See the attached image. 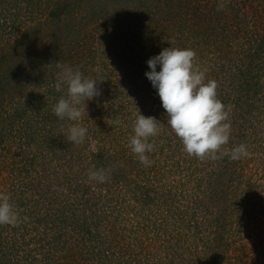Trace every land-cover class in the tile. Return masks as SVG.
I'll return each instance as SVG.
<instances>
[{
	"label": "rangeland",
	"instance_id": "obj_1",
	"mask_svg": "<svg viewBox=\"0 0 264 264\" xmlns=\"http://www.w3.org/2000/svg\"><path fill=\"white\" fill-rule=\"evenodd\" d=\"M257 30L264 0H0V192L23 217L13 236L0 225L3 264H51L61 246L75 260L101 257L91 264H264V50L254 59L248 43ZM170 47L194 50L217 81L231 125L222 151L245 144L247 157L184 152L145 75ZM59 62L99 80L79 121L53 112L67 90L55 89ZM139 113L164 124L149 139L151 166L129 147ZM72 124L87 129L82 144L66 140ZM99 169L106 182L89 179Z\"/></svg>",
	"mask_w": 264,
	"mask_h": 264
},
{
	"label": "clouds",
	"instance_id": "obj_2",
	"mask_svg": "<svg viewBox=\"0 0 264 264\" xmlns=\"http://www.w3.org/2000/svg\"><path fill=\"white\" fill-rule=\"evenodd\" d=\"M195 57L196 53L192 49L170 47L147 61L151 70L145 75L157 90L167 114V125L181 140L183 150L189 156L200 160H217L223 156L231 160L247 157L249 153L245 144L222 151L229 141L231 131L230 123L225 122L228 120V112L217 98V81H206L207 70H201L194 64ZM56 66L61 71L55 89L60 92L64 85L67 90L66 96H61L53 106V112L61 120L67 118L79 121L87 109L85 101L101 95L97 87L99 80L85 77L79 68L74 71L60 62ZM114 123L118 124L119 120ZM163 126L155 117H145L140 113L133 121L134 135L129 138V147L144 166L152 164L146 155L154 150V143H150L149 139L156 137ZM86 134L85 127L72 124L65 138L69 143L79 145L84 142ZM88 175L90 180L100 183L108 179L105 169L89 170ZM18 223L19 214L10 203L9 195L0 192V225L17 226Z\"/></svg>",
	"mask_w": 264,
	"mask_h": 264
},
{
	"label": "trees",
	"instance_id": "obj_3",
	"mask_svg": "<svg viewBox=\"0 0 264 264\" xmlns=\"http://www.w3.org/2000/svg\"><path fill=\"white\" fill-rule=\"evenodd\" d=\"M237 21H241V19L239 18ZM237 21H235V25H238L239 23L237 22ZM258 30L255 32V34H253L252 35V38H250L249 39V44H252V46H251V48L249 49V54H251L253 57H254V59H256L258 56H261L260 55V51H262V50H264V47H263V44H264V34H258ZM0 40H2V37H0ZM1 42H3V41H0V43ZM251 55H248V56H250V57H252ZM245 59H246V56L245 55H241L240 56V62H241V64L245 67V68H247V67H250L251 66V63H245L244 61H245ZM240 69H239V71H241L242 73H243V69H242V67L240 66L239 67ZM64 150H66V148L64 149ZM259 199V198H258ZM261 199H263V198H261ZM246 204V203H245ZM254 204H255V202H254ZM18 212V211H17ZM19 214V213H18ZM19 216H21V218H23L22 217V215L20 214ZM20 221V220H19ZM9 228H13L14 230L12 231V235L11 236H13L14 235V233L16 232V228H18L17 226H10ZM14 238H17V236H15ZM0 239H1V236H0ZM63 245H64V243H63ZM61 249H60V256H58V257H56V258H54V261L53 262H51V264H91L90 263V258L92 259V260H94V261H99V258H101V257H98V258H95V256H94V254L92 255V257H90V258H84V257H82V258H80L79 260H75L76 258H74L72 255H71V253H64L63 252V246H61L60 247ZM56 249V248H55ZM59 249V248H58ZM57 250V249H56ZM68 250H69V248H68ZM122 250V252H130L129 250H127V249H121ZM114 251L112 250V253H113ZM104 259H105V257H104ZM2 259H0V264H3V261H1ZM14 261H16V263L18 262V260L17 259H14ZM14 261H12V264L14 263ZM105 263L106 264H108L109 263V260L108 259H105ZM4 264H6V263H4ZM18 264H19V262H18ZM48 264V263H47Z\"/></svg>",
	"mask_w": 264,
	"mask_h": 264
}]
</instances>
